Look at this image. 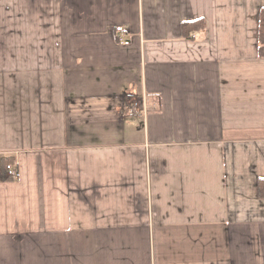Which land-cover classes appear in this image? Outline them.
I'll return each instance as SVG.
<instances>
[{"label":"crops","instance_id":"0c3cea01","mask_svg":"<svg viewBox=\"0 0 264 264\" xmlns=\"http://www.w3.org/2000/svg\"><path fill=\"white\" fill-rule=\"evenodd\" d=\"M263 6L0 0V264H264Z\"/></svg>","mask_w":264,"mask_h":264},{"label":"trees","instance_id":"16d2710c","mask_svg":"<svg viewBox=\"0 0 264 264\" xmlns=\"http://www.w3.org/2000/svg\"><path fill=\"white\" fill-rule=\"evenodd\" d=\"M258 19H259V31H258L259 32V55L263 57L264 56V6L260 10ZM200 22H201L200 20L184 22L183 23L184 34L192 32L194 29H196V27L199 26ZM201 26H203V23ZM5 163L7 164V162ZM259 186H260V193L262 196H264V184L262 183Z\"/></svg>","mask_w":264,"mask_h":264},{"label":"built area","instance_id":"2783aa9c","mask_svg":"<svg viewBox=\"0 0 264 264\" xmlns=\"http://www.w3.org/2000/svg\"><path fill=\"white\" fill-rule=\"evenodd\" d=\"M149 106L146 103H142L141 101L134 100L131 103L129 112L127 114H130L131 116H142L147 117L149 113ZM6 169L8 172V175L11 177H18L19 172L16 170V165L14 163H7Z\"/></svg>","mask_w":264,"mask_h":264},{"label":"rangeland","instance_id":"374dc122","mask_svg":"<svg viewBox=\"0 0 264 264\" xmlns=\"http://www.w3.org/2000/svg\"><path fill=\"white\" fill-rule=\"evenodd\" d=\"M129 112V111H128Z\"/></svg>","mask_w":264,"mask_h":264}]
</instances>
